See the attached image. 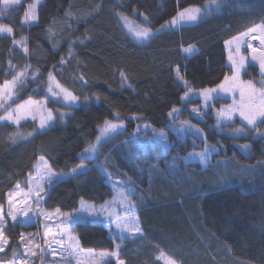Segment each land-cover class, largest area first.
<instances>
[{
  "label": "trees",
  "instance_id": "16d2710c",
  "mask_svg": "<svg viewBox=\"0 0 264 264\" xmlns=\"http://www.w3.org/2000/svg\"><path fill=\"white\" fill-rule=\"evenodd\" d=\"M33 1L21 0L20 6L0 15V23L14 28L16 39L27 38L29 49L25 54L12 44V37L0 34V86L13 80L9 61L16 71L28 66L8 105L47 99L49 109L68 113L63 121L57 115L44 131L35 121H0V162L12 179L7 190L17 182L27 188L41 156L54 173L66 175L48 189L43 211L73 213L81 202L101 205L112 198V184L130 180L126 186L139 189L131 197L138 234L117 240L106 223L64 218L59 223L73 226L81 248L112 252L119 243V259L125 264H164L161 252L181 264H264V139L247 128V136L240 139L217 133L211 111L204 122L187 117L188 105L199 101L181 103L185 89L175 72L179 66L193 89L221 83L229 72L225 41L264 22V0H223L218 11L192 25L166 29L146 43L124 30L117 13L156 31L179 9L205 8L209 0H40L38 23L23 24V13ZM190 44L198 49L194 55L182 51ZM62 57L66 64H61ZM121 72L130 88L122 86ZM49 73L57 86L80 97L75 105L64 108L47 98ZM254 76L257 69L248 66L243 78ZM174 107H182L181 116L201 127L204 142L188 137L177 143L170 134L173 142L163 152L155 142H146L148 131L135 134L144 123L155 131L166 130L175 117L168 115ZM117 113L123 123L120 131L108 135L90 157L84 156L104 122H118ZM207 144L217 147L207 164L184 162L186 154L204 150ZM238 144H247L248 152ZM81 164L83 174L71 173ZM36 227L13 228L9 223L8 255L0 253V259H10L13 246L18 253L19 233L35 236Z\"/></svg>",
  "mask_w": 264,
  "mask_h": 264
},
{
  "label": "snow or ice",
  "instance_id": "6c2138e0",
  "mask_svg": "<svg viewBox=\"0 0 264 264\" xmlns=\"http://www.w3.org/2000/svg\"><path fill=\"white\" fill-rule=\"evenodd\" d=\"M223 3V0H209V4L205 6V9L202 11L201 8L196 6H191L188 8H184L177 12L176 16L172 18L171 21L166 22L165 24H162L159 29L156 31H153L151 27H130L129 31L133 34L134 38L139 40L141 43H146L153 39L156 35L161 33L162 31L172 28L175 24L181 21H188V22H195L199 18H202L203 16H206L209 14L212 10H219L221 4ZM40 4V0H34V3H30L27 5V9L23 13V24H36L39 21V15H38V5ZM21 0H3V10H7L9 8H12L13 6H20ZM100 5H97V10H99ZM3 10H0V15L3 14ZM144 15V14H141ZM117 16L119 19L127 21V17H125L122 13H117ZM144 20L146 24H150L151 21L148 19L147 15H144ZM0 33L6 34L9 37H12V44L14 46H18L23 49V52L26 54L28 53L29 49L27 47V38L21 37L20 39H16L14 36V28L10 25H5L0 23ZM257 36L260 37L259 40V48L261 51L257 55V48L253 47V45L250 43L251 40H254L257 38ZM83 43V41H80ZM247 43V47L252 50V57L251 59L253 61L258 60L259 61V67L262 72H264V22L253 25L252 27L248 28L247 31L241 32L237 36H233L230 40L225 41L226 46H232L234 45V49H230V55H229V61L231 63V71L232 75L231 77L229 75H225L223 78V81L219 83L215 88H205L202 89L200 92V95L202 96L204 100V107H209V101L213 99V94L218 92H224L229 93L235 92V84L239 80L240 73L242 71H246L245 68V58L243 56H240V49L242 44ZM235 51L238 55L233 58L231 55V51ZM182 51L185 54L188 55H194L198 52V49L195 45H188L187 47L182 46ZM74 54L71 51H69V57L73 56ZM68 61L65 60L63 57L61 58V64H66ZM10 64V71L13 73V80L11 82L5 81V84L3 86H0V109H3L5 111V115H0V121H7L11 122L13 124H19L20 119L23 118L21 115V110L24 108V105H19L17 108L12 109L10 105L7 104V101L11 99L12 92L8 91L7 95L4 94V89L9 87V84L12 86H15L17 83H23L24 78L26 77V70L28 66H25L24 71H16L11 68V61H9ZM38 72V70H35ZM177 79L180 80L188 89V91L185 92L184 97L182 99H187L189 96V93L191 92V85L187 80L184 79V77L181 75L180 67L177 66L175 69ZM121 84L122 86L131 87V84L128 83V77L125 73L121 72ZM33 79H35V76H33ZM54 77L51 73H49V81L53 80ZM81 81L83 82V79L81 78ZM49 91H52L51 87L49 88ZM53 95H56L55 92H53ZM239 95L241 97V103L239 105L234 104L233 106L223 108L219 110L216 114L218 120H232L235 113L238 112L239 116L243 121L246 122V126L248 131H254L258 136L264 137V132H262L261 126H264V81L260 82V88L257 89L256 85L252 83V81H248L246 85H244L243 88H241ZM255 97H259L261 103L259 106H252L250 103L253 101ZM96 100H99V96L94 97ZM64 100H70V101H78L80 97L72 95L71 93H67L63 97ZM85 101L89 100V97H84ZM27 103V102H26ZM179 111L177 108H173L168 115L170 117H173L174 114H176ZM194 113H199V108H194L192 110ZM63 113L60 114L61 118H63ZM116 119L118 122H113L110 120H106L104 122L103 128L101 129L102 134L107 136L110 133L116 132L117 129H120L123 127V123L120 120L119 114H116ZM54 120V117L51 115V111H49L47 121L42 119L40 122V128H44L48 122H51ZM144 127H148V125H144ZM155 131V129H153ZM177 131L184 133L186 131H191L193 134L200 133L202 130L198 127L189 124L188 122H182V125L177 126ZM246 131V127L236 128L234 129L233 134H242ZM158 138L160 141L166 143V136L163 130H161L158 134ZM100 143V138H97V143L90 145L89 148L86 150L87 153H94L97 150V144ZM244 148H248L249 146L246 144L243 146ZM215 151V148L213 146H206L203 151L199 153H193V155L198 156L201 162H207L208 157L211 155V153ZM40 163L42 165H45L47 168V171L41 175V178L43 176H47L48 180L47 183H51L52 179L55 178L54 173L51 172V168L49 165H47V161L44 159L43 156L40 157ZM37 171L39 173V168H37ZM84 171V165L78 166V168H74L72 170L73 174H83ZM131 183L130 180L127 182L122 183V187L119 190V195L122 198V202H126L128 205V210L131 211L134 208V203L131 200V197L135 196L136 193L139 191L136 187L127 188L126 184ZM30 185H34V191L30 187V190L28 192H24L21 188V184L17 182L15 184V187L13 190L9 191L7 194V211L5 212L4 206L0 204V253H3L4 255H8L6 249L9 248V236L6 234L8 230L9 223L12 224V227L15 228L17 225L23 226L26 221L24 218L29 217V214L32 212H35L37 216L44 215L45 219H50L51 215L50 213L45 214L41 213L39 210V205L44 199V197L41 195L43 192V187L37 183L36 181H29ZM17 197L19 199H17ZM138 199H142V197H137ZM33 205H36L34 208ZM81 207L83 208L84 205L82 204ZM89 212L95 211L94 205H88V207L85 209ZM56 213L60 212V209L57 208ZM101 211H104L103 206L101 207ZM19 218V219H18ZM131 219L134 221L136 219L135 216L131 217ZM116 227L118 229H121V234L117 237L118 239H123V229L127 228L129 232H132L133 230L139 231V225L133 223L132 227H128L127 224L122 225L121 223H117ZM51 234V229L47 228L46 225V231L44 233V236L47 237ZM55 239V237H53ZM68 239L72 241L74 245H78V241L75 239V237L68 236ZM45 243L49 246V251H46L44 248L41 247V245L36 242V238L33 234L20 232L19 233V246H22L23 251L18 255L17 254V246H13L11 248V258L7 261L0 259V264H35L34 261H30V257H38L42 258L44 256H54L55 255V249L51 248L52 241L45 240ZM58 246H61L63 244V238L59 241H56ZM120 244H116L115 248L116 251L111 253L110 255L115 257L118 261V264H125L123 260L119 259V252H120ZM61 253L65 251H69V249L60 248ZM102 257L107 256L109 254L107 253H101ZM160 258L165 259L166 264H181L180 261L174 259L173 257L166 256L163 252H161ZM52 264H55V261L53 260Z\"/></svg>",
  "mask_w": 264,
  "mask_h": 264
},
{
  "label": "rangeland",
  "instance_id": "374dc122",
  "mask_svg": "<svg viewBox=\"0 0 264 264\" xmlns=\"http://www.w3.org/2000/svg\"><path fill=\"white\" fill-rule=\"evenodd\" d=\"M32 3H34V1ZM208 4L209 3H207L206 5H208ZM204 9L205 8H201L202 11ZM0 10H3V0H0ZM180 10H182V9H179L178 11H180ZM141 18L144 20V16H142ZM197 21H195V22L181 21V22H178L177 24H175L172 28H178L180 26L182 27V25H192V24L196 23ZM120 22H121V25L124 28V30L133 38H134L133 34L129 31L130 27H136V26L145 27L143 24H138L134 19H128L127 18L126 22L124 20L120 19ZM167 22H169V21H167ZM0 34L3 35V33H0ZM230 39H228V40H230ZM224 48H225V54H226L225 55V65H226V67L229 68V72L227 73V75H229L231 77L232 71H231V63L229 61V55H230V49H234V45L226 46L224 44ZM259 52L260 51H257V55L259 54ZM231 55L233 56V58H235L238 54L233 50V51H231ZM239 55L243 56L245 58V68L247 69L248 66L255 67L257 69L258 76L257 77H255V76L250 77L249 79L248 78L244 79L243 75H244L245 71H242L240 73L239 80L236 82V84L234 86L235 92L234 93H232V92L214 93L213 99H211L209 101V105H210L209 107H204V100H203L202 96L200 95V92L202 89L191 88V92L189 93L188 98L182 99V97H184V94L186 91H188V89L180 80L177 79V76H176V80L179 81L185 89V91L183 92V94L181 96V100H180L182 104H185V103H188L191 101H195V100L199 101L198 104H189L188 105V108L186 110L187 112L185 113V115L187 117L189 116L198 122H204V120H206L205 117L208 116L207 114L211 111L210 114H211L212 118L214 119V127L216 128L217 133L219 132L221 134H225V135L231 136V137H238L240 139V138L246 137L247 132L245 131L242 134H235L234 135L233 134L234 129L241 128V127L247 128L250 126H246V122L241 119L238 112L234 114L232 120H218L216 114L219 110H221L223 108L233 106L234 104L239 105L241 103V97L239 95V92H240L241 88H243L244 85L247 84L248 81H252V83L256 85L257 89H259L260 88V82L264 81V72H262L260 67H259V61L258 60L253 61L251 59L253 53L249 49H246L244 44H242V46H241ZM11 81L12 80H10L8 82H11ZM14 87L15 86H12L11 84H9V87L4 89V94L7 95L8 91L12 92ZM50 87H51L52 91H49ZM215 87H212V88H215ZM53 92H55L56 95H53ZM45 93H46L47 98L51 102H53L54 104H59L60 106H63L64 108L71 107L72 105H75V103H76V101L73 102L70 100H64L63 97L68 92H66L61 87L57 86V84L55 83L54 80L49 81V76L47 79V87H46ZM13 100H14V98L12 95L11 99H9L7 101V104L12 102ZM47 102H48L47 99H42V100L27 99V100L15 105V106L11 107V108L15 109L19 105H24V108L21 110V115L23 116V118L20 119L19 124L22 122H25V121H35L38 125L39 131H44L54 124L55 119L57 118V115H58L59 119L63 121V118H65L67 116V113H68L67 110H60V109L59 110L58 109L51 110V109H49L47 107ZM250 103L252 104V106L255 107V106H259L261 101H260L259 97H255L253 99V101H251ZM181 108H177V109H179V111L176 114H174V116H175L174 118L170 119L166 130L163 129L165 136H166V143L160 141L158 138V134L161 130L153 131L150 128V126L148 124H145V123L137 126V128L135 130V134H138L139 131H142V130L148 131L147 133L149 134V136L147 137L146 142H148V143L149 142L150 143L155 142L156 144L159 145V147L162 148L161 150H163V152L167 151V149L169 148V146L173 142L172 140H169L170 134L176 138L177 143H179L180 141L186 140V138H188V137L194 138L197 140L201 139V140H203L202 142H204L205 141V134H204L203 130L201 129V127L197 123L191 121V119H189L187 117H182L181 116ZM194 108H199L200 109L199 113H194L192 111ZM49 111H51V115L54 117V120L51 122H48L44 128H40L41 120L44 119L47 121ZM61 113L64 114L63 118H61V116H60ZM5 114L6 113L4 111L3 115H5ZM4 122H7V121H4ZM182 122H188L189 124L198 127L202 131L200 133H195V134H193V132H191V131H186L184 133L178 132L177 126L182 125ZM7 123L12 124V125H19V124H13L11 122H7ZM103 125L99 128L98 137L100 138V143L97 144V147H99V145L108 137V135H112V134L120 131V129H121V128L117 129L116 132L110 133L107 136H105L102 134V131H101V129L103 128ZM144 125H148V127H144ZM260 130L262 132H264V126H261ZM254 135L257 138L261 139V136H258L256 134V132L254 133ZM97 138L93 144L97 143ZM263 139H264V137H263ZM138 142H141V141H138ZM151 146H154V145L151 144ZM203 146L206 147V146H208V144L203 145ZM209 146H212V145H209ZM237 146L244 153L248 152V150H249V147L244 148L243 147L244 145H242V144H238ZM213 147L215 148V151H216L217 147L216 146H213ZM201 151H203V150H201ZM201 151L198 150V151L189 152L188 154H186L184 156V162L185 163L198 162V163L203 164V165L207 164V162L210 161L211 155L214 153V151L208 157L206 163L201 162L200 159L198 158V156L193 155V153H199ZM83 155L86 157H90L91 153H87L86 151H84ZM4 158L8 159L7 157H4ZM4 165L5 164L3 163V161H1L0 162V204H2L4 206V210L6 212L7 211V194L9 191L14 189L15 185L12 189L7 190V185H8V183L11 182L12 179H11L9 172L7 171V168H5ZM37 168H39V173L37 171ZM46 171H47L46 166L42 165L40 163V159H39L37 161L34 169H33L32 175L27 180V188L21 187L22 190L24 192H28L30 190V187H31L32 190L34 191V185H30L29 181L30 180L36 181L37 183H39L43 187L44 190L41 193V195L45 198V196L48 192V189L50 188L52 183L63 180L66 177V175L56 174L51 170V172L54 173L55 178L52 179L51 183H47V180H48L47 176H43V178H41V175L43 173H45ZM112 186H113V196H112V198H109L107 201H105V203L95 206L94 204H91V203L81 202L79 209L73 213L72 212H70V213H65V212L64 213H56V211H54V212L53 211L52 212L43 211L41 208L43 200H44L43 199L39 205V210L41 213L52 214L51 218L45 219L44 215L37 216L35 212H32L29 214V217L24 218L26 223L22 227L29 228V227L34 226V225H36L37 227L40 226V228L36 230V234H35L36 242H38L41 245V247L44 248L46 251H49L50 250L49 246L45 243V240L52 241L51 248L55 249V255L54 256H44L42 258L30 257L29 258L30 261H34L35 264H52L53 260L55 261V264H109L110 262L114 261V262H116V264H118L117 259L110 255L111 253H113L115 251H112V252L98 251L97 252V251H93V250L83 249L79 246V244L74 245L72 243V241L68 239V236H72V237H75V239L77 240L75 233L72 231L73 226L70 224L67 225L63 222L59 223L61 221H64V218L65 219H72V221L74 223L75 222L81 223V222H84L88 219L92 220V221L106 223L108 226L107 231L109 232V235L111 237L117 239V240H121V239L117 238L121 234V229H118L116 227L117 223H121L122 225L127 224L128 227H132L133 223H135V224H138V223H137L136 219L134 221L131 219V217H133L135 215L132 212V210L131 211L128 210L127 203L122 202V198L119 195V190L122 187V185H120V181L115 182V184L114 185L112 184ZM17 199H19V198L17 197ZM82 204L84 205L83 208L81 207ZM88 205H94L95 211L94 212L86 211L85 209L88 207ZM102 206L104 208L103 212L101 211ZM33 207L35 208L36 205H33ZM46 225H47L48 229H51V234L47 237L44 236V233L46 231ZM138 232L139 231H135V230H133L132 232H129L127 230V228H124L123 229L124 238L122 240L134 237L136 234H138ZM28 233H31V232H28ZM53 237H55V239H53ZM62 238H63V244L61 246H58L56 241H59ZM115 244H119V243H115ZM61 247L69 249V251H65V252L61 253V250H60ZM22 251H23V248H22V246H20L17 254L19 255ZM101 253H107L109 255L102 257L100 255ZM159 259L162 260V262L164 264H166L165 259L160 258V257H159ZM5 261H7V260H5Z\"/></svg>",
  "mask_w": 264,
  "mask_h": 264
},
{
  "label": "built area",
  "instance_id": "2783aa9c",
  "mask_svg": "<svg viewBox=\"0 0 264 264\" xmlns=\"http://www.w3.org/2000/svg\"><path fill=\"white\" fill-rule=\"evenodd\" d=\"M250 43L253 45V47L259 48V44H257L258 43L257 39L251 40ZM246 46H247V43H246Z\"/></svg>",
  "mask_w": 264,
  "mask_h": 264
}]
</instances>
